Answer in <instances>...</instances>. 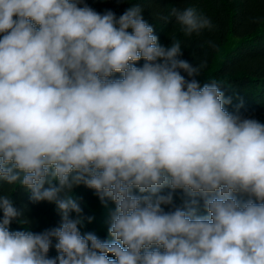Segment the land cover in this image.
Returning a JSON list of instances; mask_svg holds the SVG:
<instances>
[{
  "label": "clouds",
  "instance_id": "obj_1",
  "mask_svg": "<svg viewBox=\"0 0 264 264\" xmlns=\"http://www.w3.org/2000/svg\"><path fill=\"white\" fill-rule=\"evenodd\" d=\"M142 11L0 0V182L61 217L13 231L22 213L0 195V264H264V123L229 112ZM171 15L186 36L212 27ZM81 185L115 205L109 239L81 232Z\"/></svg>",
  "mask_w": 264,
  "mask_h": 264
},
{
  "label": "trees",
  "instance_id": "obj_2",
  "mask_svg": "<svg viewBox=\"0 0 264 264\" xmlns=\"http://www.w3.org/2000/svg\"><path fill=\"white\" fill-rule=\"evenodd\" d=\"M85 3L101 14L112 10L117 17L128 7L139 4L144 20L154 27L159 42L168 46L179 41L182 58L201 66L197 77L201 84L215 81L221 86L225 97L231 98V103L225 105L229 112L264 123V0H85ZM188 7L202 12L212 27L186 36L171 12ZM143 63L141 60L138 66ZM74 194L83 216L93 217L91 223L85 219L81 232H93L102 240L109 239L108 220L115 208L113 202L106 199L102 203L94 190L83 185L75 188ZM0 195L12 198L22 213L20 223H11V230L40 233L59 226L61 217L54 203L34 202L27 189L3 182H0ZM175 203H181L179 193ZM55 243L54 240L48 253L51 258L57 256Z\"/></svg>",
  "mask_w": 264,
  "mask_h": 264
}]
</instances>
